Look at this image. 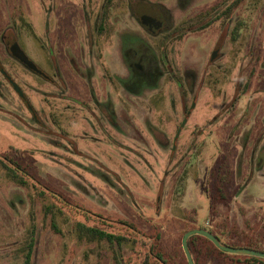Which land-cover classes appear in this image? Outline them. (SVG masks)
<instances>
[{
  "label": "rangeland",
  "instance_id": "1",
  "mask_svg": "<svg viewBox=\"0 0 264 264\" xmlns=\"http://www.w3.org/2000/svg\"><path fill=\"white\" fill-rule=\"evenodd\" d=\"M137 1L112 0L99 33L106 0H0V69L23 94L0 73V162L25 182L0 164V264H21L30 232L31 264H141L130 243L77 240L78 221L157 236L176 261L193 227L263 250L264 0L227 16L233 0Z\"/></svg>",
  "mask_w": 264,
  "mask_h": 264
},
{
  "label": "trees",
  "instance_id": "2",
  "mask_svg": "<svg viewBox=\"0 0 264 264\" xmlns=\"http://www.w3.org/2000/svg\"><path fill=\"white\" fill-rule=\"evenodd\" d=\"M111 1L112 0H106L105 9L101 17V19L104 21L107 19V13L109 10L108 8L110 7ZM130 1L132 3L135 2L134 0H130ZM238 4H239V0H233L231 3H229L227 8L224 11H222V14L225 16L229 15L231 11L237 7ZM218 6L219 5H215L210 10L206 11L205 15H210L213 11L216 10V8H218ZM209 22H207L204 25L207 26ZM204 25L200 26L199 30L202 29ZM103 27L104 25H100L99 33L103 31ZM180 29H182L181 26H178L173 31H170L171 32V33L169 32L170 36H173V34L177 33ZM177 35L179 36V34ZM10 41H13L12 38L8 40L9 44L11 43ZM178 86H181V85L178 84ZM0 164H1V167L5 170V176L9 181L17 183L18 185H21V186L25 184L24 180L19 178L16 174H13L11 170L5 165V163L0 162ZM218 198L220 199V195H218ZM51 226L53 227L54 231H56L54 225L51 224ZM73 228H74L75 236L77 240H81L87 237V240L91 243L92 242H98V243L104 242L108 244V246L110 247V250H111L112 245L114 244L123 246L126 243H130L133 249L136 247V249L139 250L140 254H142L143 260L141 261V264L148 263L147 262L148 260L145 261L146 258L148 259L151 258L152 260L151 264H187L183 256V253L181 251V248L178 253L179 257L181 258L179 259V261L178 260L176 261V258L174 255L168 254L166 251H164L160 247V243H159L160 239L157 236L152 237L153 240H152L151 246L149 247L147 246V243L143 240H138V239L133 240L127 236H115L110 233H106L105 231L96 230L93 228L87 229L79 221L74 223ZM192 229H199V228L193 227L189 230H192ZM189 230H185V231H189ZM31 233L32 232H30L29 239L26 241V244L22 248L24 256H23V261L21 262V264H31V256L34 252V242H35L33 239V235ZM211 233L215 235L221 241V243H223L226 246H230L234 248H248V249H253L256 251L264 252V248L263 250H261V249L253 248L251 246H236L233 243H227L223 241V239H221L217 234H214L213 232ZM187 245H188V249L190 251L194 264H199V261H198L199 259L201 262L200 264H205L209 260H215L217 255L220 257H223V259L226 258L229 261H233L234 263L238 262V264H264V259H260L257 257L237 256V255H229L227 253H224L218 250L217 248H215L213 244L210 241H208L206 238L198 236V235L191 236L187 241ZM195 246H200V248H197V250H195L194 249ZM121 260L122 259H120V262H118L115 260V258L112 257L113 264H121Z\"/></svg>",
  "mask_w": 264,
  "mask_h": 264
},
{
  "label": "water",
  "instance_id": "3",
  "mask_svg": "<svg viewBox=\"0 0 264 264\" xmlns=\"http://www.w3.org/2000/svg\"><path fill=\"white\" fill-rule=\"evenodd\" d=\"M9 51L11 55L17 61H19L22 65H24L27 69H29L30 71L36 74H42V72L34 65L32 61H30L27 58V56L24 54V52H22V50L18 47V45L15 42L9 45ZM0 73L2 75H5L4 77H6L12 89L19 95V97L22 98L23 94L20 91L19 87L10 79L9 76L5 74V72L2 69H0ZM184 122H185V119H183L182 123L179 126V129H177V134L180 131V128L182 127V124ZM194 235H198V236L206 238L208 241H210L213 244L215 248L229 255L250 256V257H257L260 259H264V252L256 251V250L248 249V248H234V247L226 246L223 243H221V241L215 235H213L210 231H207L205 229H192V230L186 231L182 235V238L180 241L181 249H182V252H183V255L185 257L187 264H194L190 251L188 249V245H187L188 239Z\"/></svg>",
  "mask_w": 264,
  "mask_h": 264
},
{
  "label": "flooded vegetation",
  "instance_id": "4",
  "mask_svg": "<svg viewBox=\"0 0 264 264\" xmlns=\"http://www.w3.org/2000/svg\"><path fill=\"white\" fill-rule=\"evenodd\" d=\"M134 4L136 3L137 4H140L142 2L140 1H137V0H134ZM132 5V3H131ZM132 7V6H131ZM105 9V6L102 10V13H101V17L103 15V11ZM140 16H138V20L139 22L141 23L142 27H144L148 32L150 33H157L159 31H162L163 28H164V25L161 21V18H160V15L158 12L154 11L153 13H149V12H146L145 13H139ZM107 17H108V13H107ZM153 18V19H152ZM107 19L104 21L102 19H100V22H99V25H98V31H99V27L100 25H105ZM149 21V24L147 25L146 22ZM157 27V28H156ZM104 28V27H103ZM100 32V31H99ZM13 41H10L11 43L15 42L16 41L14 39H12ZM10 43V44H11ZM9 44V45H10ZM17 44V43H16ZM19 47V46H18ZM8 50H9V46H8ZM10 52V51H9ZM41 71V70H40ZM42 72V71H41ZM36 74V73H35ZM38 75L40 78H44V79H48V77L42 72V74H36ZM5 76V75H3ZM6 79V77H4ZM7 80V79H6ZM8 81V80H7ZM9 83V82H8ZM177 131V130H176Z\"/></svg>",
  "mask_w": 264,
  "mask_h": 264
}]
</instances>
